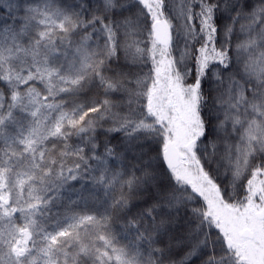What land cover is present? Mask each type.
Returning <instances> with one entry per match:
<instances>
[{"label": "snow or ice", "instance_id": "1", "mask_svg": "<svg viewBox=\"0 0 264 264\" xmlns=\"http://www.w3.org/2000/svg\"><path fill=\"white\" fill-rule=\"evenodd\" d=\"M0 264H264V0H0Z\"/></svg>", "mask_w": 264, "mask_h": 264}]
</instances>
